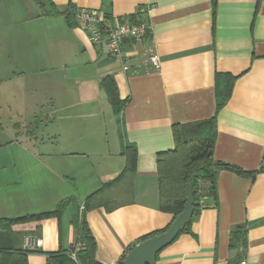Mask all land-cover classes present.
I'll return each mask as SVG.
<instances>
[{
	"label": "crops",
	"instance_id": "0c3cea01",
	"mask_svg": "<svg viewBox=\"0 0 264 264\" xmlns=\"http://www.w3.org/2000/svg\"><path fill=\"white\" fill-rule=\"evenodd\" d=\"M43 1L61 12L98 9L117 22L148 8L150 29L123 45L122 63L68 24L65 13L27 12L18 2L12 11L0 0V100L17 115L55 124L40 156L16 153L0 164L13 167L0 181V218L53 211L72 198L58 216L12 226V244L33 249L27 264H75L56 260L71 258L81 216L102 264H114L139 237L167 226L172 214L158 209L156 154L174 148L173 124L212 116L213 158L255 174L220 170L217 197L202 196L198 216L158 252L155 264H264V170L258 171L264 167V0ZM108 75L126 99L119 113L100 87ZM230 86L217 110L218 95ZM126 143L136 147L132 175L122 173ZM32 170L40 173L36 179ZM22 182L32 190L18 198L11 188ZM99 188L109 200L86 209V197ZM236 224L246 226L243 247L229 245ZM28 235L39 245L26 246ZM9 242L0 238L2 246Z\"/></svg>",
	"mask_w": 264,
	"mask_h": 264
},
{
	"label": "trees",
	"instance_id": "16d2710c",
	"mask_svg": "<svg viewBox=\"0 0 264 264\" xmlns=\"http://www.w3.org/2000/svg\"><path fill=\"white\" fill-rule=\"evenodd\" d=\"M34 2L38 6L40 14L65 13L66 22L71 25L76 24L73 17L75 11L61 12L51 2L49 3V9H46L44 8L45 4L43 0H34ZM130 19L132 18L130 17ZM100 87L106 94L113 112H121L125 106L126 99H120L114 79L109 75L105 76L100 81ZM230 89L231 86L227 88L223 97L218 95L216 99L217 110L228 99ZM28 131L32 132L33 130L30 128ZM172 133L174 148L163 150L156 154L158 209L171 213L173 220L183 210L186 200V187L190 186L193 197V213L188 224L180 232L182 233L189 228L192 221L198 216L201 209L200 206L202 205V196L210 194L215 198L217 197L216 176L220 170L226 169L243 177L253 176L255 172L245 171L235 165L213 158V147L216 136L215 116L188 124H173ZM123 155L125 157V166L122 173L132 175L136 169L137 154L135 145L126 143ZM261 170H264V167H261L258 171ZM108 200L104 188H99L86 197L84 206L86 209H89L106 204ZM70 201H72L71 197L59 201L53 211L0 218V238H7L10 241L7 246L0 244V264H27L26 254L28 251H33V249L18 248L12 244L11 241L14 237L12 226L14 224L58 216ZM170 223L158 231L142 235L129 246V249L136 243L165 231ZM229 237L230 247L245 246L246 226L244 224L233 225L230 229ZM77 243L79 246L75 250V256L79 264H102L96 259V242L84 216H81L77 222V239L76 243L72 246V250L75 249ZM126 254H122L114 264H127L125 262ZM56 261L64 263L73 260L69 256H61Z\"/></svg>",
	"mask_w": 264,
	"mask_h": 264
},
{
	"label": "rangeland",
	"instance_id": "374dc122",
	"mask_svg": "<svg viewBox=\"0 0 264 264\" xmlns=\"http://www.w3.org/2000/svg\"><path fill=\"white\" fill-rule=\"evenodd\" d=\"M7 8L11 6L12 11H17L15 6L16 2L20 3L23 7V10L27 12L38 11V6L34 4L32 0H2ZM14 7H12V5ZM20 11L18 10L17 14H13L14 16H19ZM38 108V105L35 109ZM13 108H9L6 106L4 101L0 100V164H5L11 158H13L16 153L27 154V152H36L37 155H41L39 152L43 147L50 146V140L52 138V134L50 130L55 128V124H50L45 119H41V121H34L31 116L28 115H17ZM12 111V112H11ZM32 126V132H29ZM58 127V123L56 124V128ZM13 167L8 165L6 167L0 168L1 179L0 181L6 182V177H9L10 173H12ZM5 173H8L7 176ZM31 177L34 179L37 178L39 171L32 170L30 172ZM42 176L38 177L41 179ZM7 187V186H6ZM38 184L35 180L33 188H37ZM13 193L20 198L22 196V192H26L27 194L30 192V187L26 182H22L20 184L12 186Z\"/></svg>",
	"mask_w": 264,
	"mask_h": 264
},
{
	"label": "built area",
	"instance_id": "2783aa9c",
	"mask_svg": "<svg viewBox=\"0 0 264 264\" xmlns=\"http://www.w3.org/2000/svg\"><path fill=\"white\" fill-rule=\"evenodd\" d=\"M149 12L148 8L139 7L135 19H125L122 22H117L113 17L105 15L98 9L82 8L75 12L74 20L78 27L86 31L88 39L93 44L104 45L107 53L111 57L126 62V54L123 52V45L126 42L139 41L146 36L150 25L146 20ZM149 61L157 68L159 66L158 57L155 53L150 52ZM125 67V65H124ZM40 239L34 236H26L24 244L26 246L39 245ZM79 244H76L74 250L70 252V256L75 264H79L76 260L75 250ZM237 264H248L242 259Z\"/></svg>",
	"mask_w": 264,
	"mask_h": 264
},
{
	"label": "water",
	"instance_id": "95a60500",
	"mask_svg": "<svg viewBox=\"0 0 264 264\" xmlns=\"http://www.w3.org/2000/svg\"><path fill=\"white\" fill-rule=\"evenodd\" d=\"M193 213L191 187H186V200L183 210L171 221L169 227L143 241L136 243L125 256L127 264H155L158 252L171 243L185 228Z\"/></svg>",
	"mask_w": 264,
	"mask_h": 264
}]
</instances>
